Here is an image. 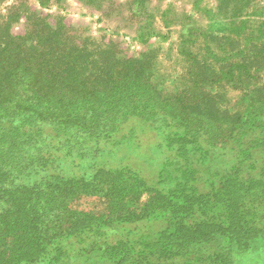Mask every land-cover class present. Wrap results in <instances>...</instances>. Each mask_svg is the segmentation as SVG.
<instances>
[{
    "label": "trees",
    "instance_id": "1",
    "mask_svg": "<svg viewBox=\"0 0 264 264\" xmlns=\"http://www.w3.org/2000/svg\"><path fill=\"white\" fill-rule=\"evenodd\" d=\"M146 1H135L138 14ZM250 2L218 1L227 29L237 31ZM22 14L25 31L15 33ZM49 16L18 0L0 18V264H73L93 250L112 264H235L264 244V80L252 59L264 56V21L243 57L211 66L185 53L189 87L169 93L149 51L124 56L117 40L90 48V37ZM148 35L141 23L137 39ZM222 85L240 90V108L218 100ZM133 122L172 153L153 180L103 163L137 138ZM84 195L106 199L105 213L74 208ZM148 219L160 228H125ZM108 232L128 236L110 242Z\"/></svg>",
    "mask_w": 264,
    "mask_h": 264
},
{
    "label": "rangeland",
    "instance_id": "2",
    "mask_svg": "<svg viewBox=\"0 0 264 264\" xmlns=\"http://www.w3.org/2000/svg\"><path fill=\"white\" fill-rule=\"evenodd\" d=\"M17 1L0 2V18L7 13V8ZM27 1L29 8L50 15L49 20L53 24L56 21H64L71 25L80 40H84L85 36L90 37L92 40L90 48L117 40L122 51L120 54L124 56L131 58L142 51H149L148 56L153 64V78L169 93L189 87L188 61L185 53L191 51L196 56H207L211 66L217 65L227 56L233 59L243 57L247 47L260 42L257 31L258 26L264 21V0H250L247 14L237 19L236 32L227 29V19L219 15L217 9L219 0H147L142 7L144 9L142 15L136 11V0H94L91 2L92 5L80 0H54L55 4L48 8L40 6L36 0ZM96 5H100L101 8L97 9ZM222 11H225V7H222ZM23 15L15 22L12 21L15 33L25 31L26 21ZM141 23L149 32L146 42L137 39L138 26ZM240 49L241 53H238L237 50ZM262 57L264 58L261 51H256L252 59H255L253 65L256 68L254 69L256 79L264 80V71L261 70L263 65L255 67ZM216 87H207V90H214ZM217 90L220 94L218 100L226 107L230 106L236 110L242 106L240 90L227 85H222ZM258 92L264 95V89ZM131 125L136 127L137 138L119 146H110L111 148L109 147L111 144H107V147L115 151L108 158H104L103 163H110V166L128 165L142 171L153 180L161 161L170 152L164 147L162 137L156 131L150 129L143 132L136 122ZM104 146L106 147V144ZM227 157L231 155L225 154L223 162ZM78 169L81 170L78 166L74 167L75 172H78ZM107 203L104 198L84 195L73 202V207L102 214L105 213ZM160 226L156 219H148L138 222L134 232L130 224L125 228L130 230L131 236H135L139 231L153 232ZM126 236H128L126 232L122 236L108 232L110 242ZM102 253L93 250L89 260L79 256L73 259L72 263L112 264L113 260L106 252ZM235 264H264V244L248 252L235 254Z\"/></svg>",
    "mask_w": 264,
    "mask_h": 264
}]
</instances>
